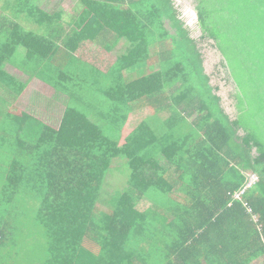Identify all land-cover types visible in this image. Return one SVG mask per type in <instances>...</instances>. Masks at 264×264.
<instances>
[{
	"label": "trees",
	"instance_id": "1",
	"mask_svg": "<svg viewBox=\"0 0 264 264\" xmlns=\"http://www.w3.org/2000/svg\"><path fill=\"white\" fill-rule=\"evenodd\" d=\"M5 1L54 22L39 0ZM122 3L89 5L61 44L0 14V264H264V0H194L198 37L175 0ZM105 26L115 35L98 42ZM121 41L108 86L84 84L80 45ZM205 41L232 115L205 72ZM153 57L173 79L138 74ZM7 65L62 94L57 125ZM246 172L257 181L233 198Z\"/></svg>",
	"mask_w": 264,
	"mask_h": 264
},
{
	"label": "rangeland",
	"instance_id": "2",
	"mask_svg": "<svg viewBox=\"0 0 264 264\" xmlns=\"http://www.w3.org/2000/svg\"><path fill=\"white\" fill-rule=\"evenodd\" d=\"M175 1L179 11L181 12L180 16L183 18L187 26L192 30V36L198 37L200 35V31L196 27V11L194 8V0ZM79 2L82 4L80 5L81 7L78 5ZM85 5H98V2H90L89 0H42L40 3V8L48 13H54L55 17H57L56 19H60L62 26L67 27V22L69 21L70 15H77V13L81 14L83 11L89 12L84 8ZM123 6L126 7L125 4ZM83 20L84 17L81 21L79 19L77 25L83 22ZM71 26H73V24ZM64 38L65 35L63 34L57 35V39H60V43ZM53 39L55 38L53 37ZM200 46L202 47L201 51L204 58L203 66L205 72L211 75L210 83L220 84L218 94L222 97L225 110L232 115L234 108L231 105V100L228 98L229 87L224 84V81L219 80L218 77L213 74L216 65L220 60V54L210 45L209 41L202 42ZM153 50L159 51V48L155 47ZM75 55L85 60L86 64H88V68L78 74V76L82 79L81 81L84 84L87 82L98 87L106 88L110 81L109 77L107 76L108 72L119 65V61L116 59V57L103 49L95 47L92 43H87L80 46L75 51ZM157 69H161L166 81L174 78V69L171 65V62L165 60L160 61V58L156 57H153V59L147 61L141 68H137V72L140 74H146ZM131 70L132 69H126L124 72L126 75H130ZM178 76L179 74L175 73V77ZM43 92L49 96L54 95L51 86L46 84L44 86ZM119 139L121 142L123 141L122 136Z\"/></svg>",
	"mask_w": 264,
	"mask_h": 264
},
{
	"label": "crops",
	"instance_id": "3",
	"mask_svg": "<svg viewBox=\"0 0 264 264\" xmlns=\"http://www.w3.org/2000/svg\"><path fill=\"white\" fill-rule=\"evenodd\" d=\"M41 1L42 0H39L38 3H37L39 5V7H40ZM89 1L90 2L91 1H94V2H98V3L100 2V0H89ZM122 1H123L122 4L123 5L125 4L126 5V8L130 7L129 3L131 2V0H122ZM11 4L13 5L12 2H11ZM5 5H6V1L5 0H1L0 1V14L1 15L12 17L16 21L20 22L21 25L24 26L26 29H28L30 31H33L35 33H42V34L51 35L52 37L55 38V41H57L59 44H61V43L59 42L60 39H59V41L56 40L57 39V35H62V34L65 35V38L63 39V40H65L67 38V36H70L71 34H73L75 30L80 29V27L84 24V22L86 21V19L89 16V12L83 11L81 14L76 12L77 15H75V14L70 15L69 21L67 22V27H63L62 24H61V22H60V19H56L57 17H55V14L54 13H50L54 17V22H53V24L51 26H47L46 27V26H40V23H39L40 22V19L39 20H34V19H31V18H28V17H26V18L23 17V16H25L24 12L21 15H18V14L17 15H14L12 13V11H11L12 5H11V8L10 9L7 8V7L5 8ZM78 5L80 6L82 4L79 2ZM88 6L89 5H85V7H84L87 11H89L88 10ZM79 17H81V18H79ZM83 17H84L83 22H81L80 24L77 25L79 19L81 21L83 19ZM72 24H73V26H71ZM103 35H106V36L109 37V39H112L113 36L115 35V32H114V30L112 28H110L108 26H105L104 28H101L99 34L97 33L98 42H102V40H105ZM87 43H92L95 47H98L100 49H103L106 52L110 53L111 55L117 57V54H119V52L121 50V46L124 43V41L119 42L111 51H107V49L104 48V47H102L100 43H96L97 46L93 42H86V43H84L82 45H85ZM82 45H80V46H82ZM75 56H77V55H75ZM77 57H79V56H77ZM80 59H82V58H80ZM83 61H85V60H83ZM145 63H143L140 66V68ZM6 71L8 73L12 74L14 77H16L21 82L26 83V89L23 92V94L28 93V90H30V91L34 90V91H37L38 94L43 95L44 97H46V98L49 99V102L48 103H42V102H40L38 100H35L33 103H31V99H30V101H28V104L30 105V107L33 106L31 108H33V109H35L37 111V114L36 115L40 119H42L44 122H46V123H48V124H50L52 126L57 125L58 122H59V119H60L59 117H60L61 113L63 112L64 106H65V102L63 101L62 94L59 93V92H57L52 87L51 88L53 90V94L54 95L49 96V95L44 94L43 89H44L45 83H43L42 81H40L37 78H34V77L31 78V77L23 74L22 72H20L15 67H12L10 65H7L6 66ZM135 71L134 70H131V73H133ZM138 74H140V73L138 72ZM140 75H142V74H140ZM85 83L86 84H89L87 82H85ZM31 94H32V92H31ZM197 114L198 113H194L190 117H186V118H187L188 121H192L197 116Z\"/></svg>",
	"mask_w": 264,
	"mask_h": 264
},
{
	"label": "built area",
	"instance_id": "4",
	"mask_svg": "<svg viewBox=\"0 0 264 264\" xmlns=\"http://www.w3.org/2000/svg\"><path fill=\"white\" fill-rule=\"evenodd\" d=\"M257 181V176L256 174L252 173V172H246V182L243 186V188L237 192L234 193L233 195V198H236V199H241L244 192L250 188L254 182ZM254 221H257V216L256 215H252Z\"/></svg>",
	"mask_w": 264,
	"mask_h": 264
}]
</instances>
